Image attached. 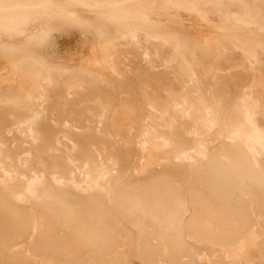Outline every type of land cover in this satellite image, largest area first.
<instances>
[{"label":"rangeland","instance_id":"374dc122","mask_svg":"<svg viewBox=\"0 0 264 264\" xmlns=\"http://www.w3.org/2000/svg\"><path fill=\"white\" fill-rule=\"evenodd\" d=\"M49 1V16L23 40L22 52L17 51L20 61L31 60L41 70L46 66L43 75L30 88L19 89L15 81L0 83V242L8 245L3 251L0 247V264H173L188 249L196 264H264L263 248L261 255L248 247L244 256L231 257L186 230L192 217L189 190L203 176L212 152L236 145L229 140L232 127L242 138L259 136L262 147L253 142V148L264 171L262 16L252 14L249 23L228 22V27L257 38L259 45L246 53L216 33L214 13L201 23L196 11L173 6L170 12L187 31L199 28L209 36L211 55L205 57L194 54L195 43L184 36L178 49L172 40L164 42L153 22L123 25L116 34L105 17L110 9L91 6L102 0H80L88 7ZM240 2L251 8L255 1ZM67 8L75 14L65 15L72 10ZM230 10L235 11L231 0L223 11ZM13 56L0 54V68ZM72 74L77 78L66 87L63 82ZM158 181L169 182L186 199L181 231L187 250L176 253L162 244L163 251L152 257L140 249L137 232L116 211L113 197L121 189L144 191ZM89 199L103 202V223L121 255L94 262H47L40 257L45 236L55 238L46 228L45 206L53 203L56 210L60 204L74 205L86 225L83 202ZM14 214L28 217L29 227H9ZM259 220L264 229V217ZM145 225L148 231L147 221ZM57 234L68 236L60 224Z\"/></svg>","mask_w":264,"mask_h":264},{"label":"bare ground","instance_id":"6f19581e","mask_svg":"<svg viewBox=\"0 0 264 264\" xmlns=\"http://www.w3.org/2000/svg\"><path fill=\"white\" fill-rule=\"evenodd\" d=\"M67 1L72 5L89 6L86 1ZM231 1L235 11L230 10L228 13L223 9L230 0H102L99 4L93 1L91 6L95 10H100L99 8L103 6L110 9L105 17L116 34L118 33L116 29H121L123 25H126V28L127 25H146L153 22L164 42L172 40L174 47L178 49L180 38L184 36L195 43L194 54L205 57L211 55L208 45L209 36L199 28L196 29L194 25L196 32L190 33L185 29L184 23H180L178 15L172 14L170 10L174 6L191 9L192 13L196 11L201 23L208 22L211 13H214L215 25L212 28L216 33L231 42L234 47L250 53L259 45L255 35L252 32L250 34L241 32L240 27L234 25L228 27V22L232 20L249 23L254 13L262 16L260 18L264 21V0H254V6L251 8H245L240 0ZM50 6L49 0H0V54L5 57L14 55L7 66H1L0 83L15 81L17 85H20L19 89L26 86L30 88L43 75L42 71L46 66L41 70L31 60L20 61L21 53L17 55V51L22 52L23 40L49 16ZM73 9L72 12L66 10L64 14L73 13L75 11ZM150 16H155L157 20L151 21ZM134 30L130 31L133 33ZM132 33L129 32L128 36H134ZM117 39L120 40L121 37ZM100 52L102 54L103 51ZM103 58L105 61V52H103ZM199 70H201L200 67ZM78 73L81 77L80 71ZM76 74H72L73 76L63 82L66 87H70L75 82ZM230 130L229 140L236 141V145L222 146L219 150L212 152L206 162L203 176L198 177L189 190L188 198L192 217L186 230L188 235L198 233L202 241L208 242L214 248L223 249L231 257L244 256L248 247L256 248L261 255L264 252V247H261V244H264V234L262 235L264 229L260 226L259 219L264 217V171H261L255 162L253 142L259 147L262 146L257 134H243L242 138L238 128L232 127ZM145 198L148 199L147 203ZM113 200L116 211L137 232L139 247L144 254L155 256L163 251L162 244H168L171 251L176 253L187 250L181 231L182 220L187 212L186 199L169 182L158 181L144 191L137 190L134 193L129 189H121ZM212 201L218 202L220 206L215 208ZM83 203L84 217L88 220L86 225L81 223L82 217L73 209L74 205L70 208L69 205L65 206V203H59V208L56 210L52 206L53 203L45 206L46 228L55 235V238H51L46 234L39 247V256L45 258L47 262L48 260L55 262L61 258L71 262L86 259L94 262L105 255L109 259L121 255V252L115 249L113 234L103 223L107 214L103 202L89 199ZM243 215L245 218L241 217ZM247 216H250V219ZM27 218L14 214L9 227L20 231L25 230L28 226ZM145 221L148 223V231L145 229ZM58 224L68 236H58ZM232 225L237 227L233 228ZM154 241H156L155 244ZM0 247L3 251L8 245L0 242ZM260 249L263 252L260 253ZM189 252L188 249L186 255L174 260L173 264H196ZM174 259L177 258L174 257Z\"/></svg>","mask_w":264,"mask_h":264}]
</instances>
